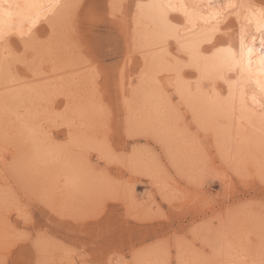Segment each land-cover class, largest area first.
<instances>
[{
    "label": "rangeland",
    "instance_id": "obj_1",
    "mask_svg": "<svg viewBox=\"0 0 264 264\" xmlns=\"http://www.w3.org/2000/svg\"><path fill=\"white\" fill-rule=\"evenodd\" d=\"M233 2L259 7L262 0ZM61 3L77 8L67 23L63 18L67 9L54 17L55 36L29 50V67L16 63V56L25 51L18 36L11 37L12 53L3 46L0 55V96L10 94L16 82L24 89L20 96L24 98L12 108L16 111L0 108V256L6 234L11 237L12 227H24L25 218L33 231L48 233L43 256L50 264L105 259L118 264L139 248L149 249L142 260H162L163 252L152 247L162 240L173 244L170 258L179 244L183 258L198 264L213 246L217 249L213 259H230L235 254L229 253L228 241L239 245L248 231L258 244L264 234V185L258 179L262 158L258 138L250 153L248 139L237 132L247 126L241 124L239 110L231 122L219 115L209 117L203 99L186 88L183 96H169L175 89L166 80L163 89L157 88L153 73L162 65L153 40H148L152 26L142 18L147 0ZM175 13L170 14L181 25L180 13ZM36 28L41 40L49 33L46 23ZM81 40L103 73L107 115L97 108L87 86L91 75L76 46ZM169 50L176 54L174 42ZM146 56L149 72L141 79ZM9 65L18 74L15 81L7 79ZM204 83L211 87L207 80ZM30 88L37 91L26 94ZM21 116L28 122H21ZM129 117L140 130L133 138L132 172L108 162L102 145L106 121H111L107 134L116 147L130 150L131 142L123 134ZM226 130L232 140L225 138ZM246 164L256 178H239L237 169L244 170ZM110 197L121 201L107 199L104 224L112 225L110 232L58 216L71 206L87 213ZM9 258L12 264H27L35 253L23 247L13 249Z\"/></svg>",
    "mask_w": 264,
    "mask_h": 264
},
{
    "label": "snow or ice",
    "instance_id": "obj_2",
    "mask_svg": "<svg viewBox=\"0 0 264 264\" xmlns=\"http://www.w3.org/2000/svg\"><path fill=\"white\" fill-rule=\"evenodd\" d=\"M137 7H142V5H137ZM150 7L160 12L154 36V50L162 67L153 73L154 84L157 88L163 89L162 82L166 80L169 87L175 89L174 92L169 93V96H183L186 88L193 96L204 99L208 104L219 105L220 118L229 121L237 119L235 96L238 92L242 99L239 119L242 125L245 121L247 122L248 127L244 131L251 130L248 137L250 153L258 138L262 158L258 179L261 185H264V0L259 7L252 3H236L233 0H226V2L221 0L219 4L209 0L206 5L203 3L174 4L171 0H166V2L150 5ZM76 8V4L61 3L60 0L48 4L38 2V0H30L23 4L5 3V0H0V44L4 46L6 52L11 54V37L18 36L25 51L16 56V63L27 68L29 67L27 60L29 50L34 49L37 43L46 45L54 38L57 31L54 17L60 13V10L67 9V15L64 17L67 23L71 20V13ZM205 9L210 11L206 12ZM170 11H181L185 23L173 24L167 15ZM41 23H46L49 28V33L43 40L36 35L38 31L36 26ZM181 27L187 28L195 39L182 40L178 38V35H174V32L179 33ZM173 42L175 43V55L169 50ZM76 46L82 65L86 66L91 75L87 86L92 93L94 103L107 115V110L104 109L105 97L102 95L101 86L103 73L100 66L92 53L86 49L82 40ZM209 64L212 67V75L206 74ZM145 65V69L140 74L141 79L149 72L147 56ZM193 74L196 75L195 79L187 78ZM7 79L13 81L18 79V74L14 72L11 65L7 69ZM205 80L211 87L204 83ZM216 81H223L227 85V97L222 95V90L216 89ZM129 99L126 90L125 106H128ZM110 129L111 121H106L105 138L102 145L107 161L132 172L129 161L136 154V144L133 138L139 134L140 130L129 117L124 124L123 132L126 139L131 142L129 150L115 146L107 134ZM239 131L240 129H237L238 133ZM237 139L239 140V135ZM237 175L241 180L256 178V174L248 164L245 165L244 170L237 169ZM196 186H199L198 182ZM107 199L121 202L118 197H110L96 203L87 213L71 206L58 212V216L61 220L69 219L78 224L98 227L101 232H110L112 225L104 224L107 216ZM123 203L127 207V201ZM262 208H264V202H262ZM220 219L223 224L224 216ZM262 223H264V218H262ZM28 224L29 221L25 218L24 227H12L11 237L6 234L3 242L4 254L0 256V264H12L9 258L12 250L23 247H28L35 253V258L27 264H50L43 256V243L48 240V233L44 230L33 231ZM152 247L160 249L165 258L142 260L141 257L149 249L139 248L134 250L127 259L121 258L118 264H190L183 258L179 244L175 245L174 258H170L173 250L171 241L162 240ZM227 249L230 254H235L230 259L226 261L213 259L217 255V249L213 246L211 252L202 253L204 259L198 264H264V234L261 235L257 244L254 234L248 231L239 245L229 240ZM81 264H113V262L105 259L83 261Z\"/></svg>",
    "mask_w": 264,
    "mask_h": 264
},
{
    "label": "bare ground",
    "instance_id": "obj_3",
    "mask_svg": "<svg viewBox=\"0 0 264 264\" xmlns=\"http://www.w3.org/2000/svg\"><path fill=\"white\" fill-rule=\"evenodd\" d=\"M25 2H30V0H5V3H13V4H15V3H20V4H23V3H25ZM38 2H42V3H45V4H48V3H55L56 2V0H38ZM60 2H62V0H60ZM72 2V1H71ZM74 2V1H73ZM161 2H166V0H147V3L145 4V6L144 7H142V9H141V12H142V18H143V20L148 24V26L149 25H151L152 26V28L151 29H149L148 31H149V33H148V35H149V41L150 40H153V41H150V42H152V43H154V36H155V32H156V29H157V24H158V21H159V17H160V12H159V10L158 9H155V8H152V7H150V5H153V4H158V3H161ZM171 2L172 3H174V4H178V3H186V4H193V3H203V4H207L208 2H209V0H171ZM213 2H215V3H217V4H219L221 1L220 0H213ZM65 11H66V9H64ZM205 11L207 12V11H210V10H207V9H205ZM172 12H176V11H170V12H168L167 13V15H168V18L172 21V23L173 24H175V22H174V16H172L170 13H172ZM180 13L179 15V17L181 18V25L182 24H184L185 23V20H184V15H183V13L181 12V11H177V13ZM66 13H67V11H66ZM177 13H175V14H177ZM65 16V15H64ZM60 17V16H59ZM58 18V17H57ZM64 18V17H63ZM17 23H19V22H17ZM61 23V22H60ZM237 26V28L239 27V25L237 24L236 25ZM150 27V26H149ZM151 30V31H150ZM174 35H178V38H180V39H182V40H192V39H195V37H193L191 34H190V31L187 29V28H184V27H181L180 28V30H179V33L177 34V33H173ZM143 36V33H141L140 34V36L139 37H142ZM206 46V45H205ZM154 49V48H153ZM2 51H3V45L2 44H0V55H2ZM149 66V65H148ZM206 74H208V75H212L213 73H212V67H211V65L209 64L208 65V67H207V69H206ZM53 77V76H52ZM148 78V77H147ZM149 79V78H148ZM21 83V82H20ZM27 83V82H26ZM14 84H16L15 86L16 87H14V90L13 91H11L10 92V94H8L7 96H5V98L3 97V96H0V108H4V109H7L8 110V112L10 111V109H12V108H14V107H17V104H16V100L18 101L20 98H24V97H20L22 94H23V90L24 89H20V88H22V87H20L19 89L17 88V87H19V86H17V85H20L19 83H14ZM49 85V84H48ZM13 86V85H12ZM23 86V85H22ZM38 86H40V85H38ZM37 85H36V87H38ZM42 86V85H41ZM41 86L39 87V88H41ZM50 86V85H49ZM216 89L218 90V91H220L218 88L221 86L224 90V92L222 91V95L223 96H225V97H227V95H228V91H227V85H225L224 83H223V81H216ZM35 87V89H37ZM15 88H17V89H15ZM24 88H25V86H24ZM39 88L37 89V90H39ZM34 88H30L29 90H26V94H30V93H34V91H37V90H35ZM49 89V88H48ZM39 91H42V90H39ZM43 92V91H42ZM53 92V91H52ZM37 93H39V92H36V94ZM27 96V95H26ZM33 96V95H32ZM30 97V96H29ZM28 96L27 97H25L26 99L27 98H29ZM34 97H36V96H33V98ZM31 98V97H30ZM32 99V98H31ZM29 101V100H28ZM31 102H32V100H30ZM30 102V103H31ZM18 103V102H17ZM203 103H204V105L207 107V109H208V114H209V117H211V116H213V117H215L216 115H219V110H220V106L219 105H216V106H212V105H210V104H208V102L207 101H205L204 99H203ZM226 103H230V102H226ZM79 105V104H78ZM26 106V105H25ZM65 106V105H64ZM241 106H242V99H241V97H240V95H239V93L237 92V94H236V96H235V107H236V109L237 110H239V112L238 113H240V109H241ZM28 106H26L25 108H27ZM31 108H34V107H31ZM12 110H17V109H12ZM31 110V109H30ZM34 110H35V108H34ZM66 110V109H65ZM33 112V111H32ZM22 117V116H21ZM21 117H19V120H21V122L22 121H24V119H23V117L21 118ZM219 117V116H218ZM27 118V117H26ZM23 119V120H22ZM17 117H16V120L14 119V121L15 122H17ZM26 120V119H25ZM28 120V119H27ZM26 120V122H28ZM30 120V119H29ZM12 121H13V119H12ZM12 121H11V123H12ZM13 121V122H14ZM227 121V120H226ZM231 122V121H230ZM229 122V123H230ZM247 122L245 121V124H246ZM13 124V123H12ZM219 124H220V122H219ZM224 124V123H223ZM257 124H258V119H257ZM26 125V124H25ZM222 125V124H221ZM225 125V124H224ZM232 125H230V127H231ZM241 126V125H240ZM28 127H30V125L28 126ZM28 127H27V129H28ZM245 127H248V126H245ZM245 127H244V129H245ZM31 128V127H30ZM241 127H238L237 129H240ZM244 129L242 128V129H240V131H239V134H241L240 135V138H241V136L243 137V136H245L246 137V139H248V137H249V135H250V129L246 132V131H244ZM220 133V132H219ZM221 135V134H220ZM232 136V133L231 132H228L227 130H226V134H225V138L226 139H228V138H230ZM236 136H238V135H236ZM248 136V137H247ZM221 139V138H220ZM231 139V138H230ZM245 139V140H246ZM232 140V139H231ZM242 140V142H244L243 141V139H241ZM224 141V140H223ZM248 141V140H247ZM241 142V141H240ZM239 142V143H240ZM246 142V141H245ZM244 142V143H245ZM248 143V142H247ZM246 144V143H245ZM244 144V145H245ZM235 146H238V145H235ZM241 147H242V145H241ZM40 149V148H39ZM45 149H46V147H45ZM44 149V150H45ZM48 149V148H47ZM50 149V148H49ZM48 149V150H49ZM53 149V148H52ZM51 150V149H50ZM49 154V153H48ZM48 154H46L45 156H46V158H47V155ZM50 155H52V153L51 154H49V156ZM52 161V160H51ZM36 169V168H35ZM55 170V169H54ZM49 180V179H48ZM102 193V192H101ZM126 195V194H125ZM77 206V205H76ZM239 214V213H238ZM240 218V217H239Z\"/></svg>",
    "mask_w": 264,
    "mask_h": 264
}]
</instances>
